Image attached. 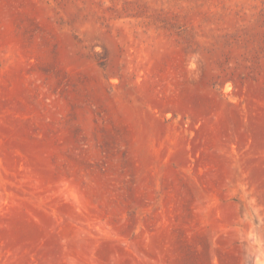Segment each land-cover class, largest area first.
Here are the masks:
<instances>
[{
    "label": "rangeland",
    "instance_id": "rangeland-1",
    "mask_svg": "<svg viewBox=\"0 0 264 264\" xmlns=\"http://www.w3.org/2000/svg\"><path fill=\"white\" fill-rule=\"evenodd\" d=\"M264 0H0V264H254Z\"/></svg>",
    "mask_w": 264,
    "mask_h": 264
},
{
    "label": "water",
    "instance_id": "water-1",
    "mask_svg": "<svg viewBox=\"0 0 264 264\" xmlns=\"http://www.w3.org/2000/svg\"><path fill=\"white\" fill-rule=\"evenodd\" d=\"M254 264H264V247L257 245L254 257Z\"/></svg>",
    "mask_w": 264,
    "mask_h": 264
}]
</instances>
